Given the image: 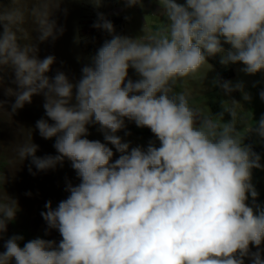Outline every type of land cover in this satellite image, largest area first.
<instances>
[{
    "label": "clouds",
    "instance_id": "9594fccd",
    "mask_svg": "<svg viewBox=\"0 0 264 264\" xmlns=\"http://www.w3.org/2000/svg\"><path fill=\"white\" fill-rule=\"evenodd\" d=\"M137 3L125 0L129 7ZM158 4L163 24L144 26L136 38L112 34L111 21L97 12L92 26L112 35L75 81L60 70L45 75L54 56L37 58L25 27L30 22L39 41L55 40L63 31L51 18L59 0L0 4V66L13 70L17 85L6 90L15 97L11 111L42 94L44 116L52 123L42 116L35 128L42 138H55L56 155L37 156L30 130L28 139L15 145L14 158L18 164L27 157L37 170H46L67 157L80 178L68 186L66 199L55 208L47 201L40 213L62 239L36 237L21 247L23 237L13 234L4 240L0 264H244L245 256L249 264H264L259 247L249 250V242L259 246L264 239V207L254 199L245 203L246 192L257 196L251 169L261 165L243 143L247 132L264 141V114L253 126L238 116L239 102L229 100L222 103L231 118L222 121L223 112L213 117L191 103L186 89L176 88L198 74L201 81V68L211 67L206 57L217 53L221 65L241 62L246 74L264 70V0ZM129 67L137 79L128 77ZM212 83L225 95L239 90L243 100L250 99L242 82L216 77ZM259 97L264 101V90ZM125 118L148 127L159 146L150 141L143 150L126 151L128 143L116 135ZM87 125H97L121 155L109 162L112 150L89 140ZM0 178L4 182L3 172ZM17 211L14 197H0V234Z\"/></svg>",
    "mask_w": 264,
    "mask_h": 264
},
{
    "label": "rangeland",
    "instance_id": "374dc122",
    "mask_svg": "<svg viewBox=\"0 0 264 264\" xmlns=\"http://www.w3.org/2000/svg\"><path fill=\"white\" fill-rule=\"evenodd\" d=\"M177 3H184V0H176ZM9 0H0V4H7ZM101 12L104 17L111 21L112 18L119 19V23H112L113 33L125 35L130 38H136L143 34L144 26L146 28H156L161 26L164 18L159 9L158 0H139V3L132 6H126L125 0H101L99 7L93 6L90 0H59V6L52 12L53 19L57 26H62L63 31L57 35L55 40L51 37L39 41V33L29 22L25 25L29 32L30 41L36 46L35 55L43 59L47 55H53L54 61L50 65L48 75L50 78L57 70L63 71L66 76L72 80H78L81 76L83 66H91L92 57L102 43L111 38L107 30L93 27L96 21V13ZM81 30L83 34H81ZM2 31V28H0ZM90 35L89 46L81 45L80 35ZM88 37V36H87ZM24 43L26 41H18ZM219 55L212 56V60L206 57V61L211 67H202L200 73L205 72L204 78L200 81L199 74L195 79L186 78L184 83L177 84V90L186 89L191 96V103L207 110L213 117L223 112L222 121H227L231 117L229 113L223 110V103L227 105L229 100L239 102L235 105L238 116H246L248 122L253 126L261 114H264V101L259 97V92L264 90V70H258L254 74H246L240 71L241 62L229 63L227 66L219 63ZM127 75L131 79H137L134 70L129 67ZM229 80L233 83L242 82L243 90L250 95V99H242V93L239 90H233L230 94L225 93L215 84L213 79ZM17 85L14 83V72L7 66H0V172H3L5 180L0 178V197L5 193L14 197L18 203V211L14 219L7 223L6 231L0 234V252L4 251V240L13 234L23 237L18 241L19 246L36 237L46 240H53L58 243L62 239L56 229L48 228L45 220L40 213L46 211L44 205L50 201V206L55 208L58 203L66 199L70 194L68 186H75L80 182L75 169L71 167V161L64 157L54 168L46 170H37L34 165H30V159L25 158L17 164L14 156V148L18 143L28 139L29 131L31 141L38 145L35 152L37 156L45 154L56 155L53 147L54 137L42 138L35 128V121L44 116L42 107L44 98L42 94H33L31 102L24 103L23 107L11 111V105L14 102V95L6 93L7 89L15 91ZM49 123L52 121L49 119ZM89 140H99L109 147L113 155L109 162H113L121 155L116 148L107 141H104L103 134L98 131L97 125H87ZM238 130L242 125L238 124ZM127 131V135L125 132ZM116 135L121 138V142L128 143L130 151L132 147L139 146L145 149L151 141L154 146H159L154 134L146 126L138 127L134 122L125 118V128L117 131ZM243 143L251 146L252 150L259 155V168L251 169L250 182L257 192V196L252 198L246 192L245 201L249 204L253 199L256 204L264 207V141L255 133L247 132L244 134ZM29 166L32 171L29 172ZM5 192V193H4ZM27 193V194H26ZM255 214V209H254ZM47 229V232L45 231ZM257 247L261 249V258L264 259V239L259 246H254L249 242V250L256 251ZM250 258H243L244 264H249Z\"/></svg>",
    "mask_w": 264,
    "mask_h": 264
},
{
    "label": "trees",
    "instance_id": "16d2710c",
    "mask_svg": "<svg viewBox=\"0 0 264 264\" xmlns=\"http://www.w3.org/2000/svg\"><path fill=\"white\" fill-rule=\"evenodd\" d=\"M119 19H115V18H112V23H119ZM117 25V24H116ZM113 26H115V25H113ZM81 34H83V31L81 30V32H80ZM90 35L91 34H89V35H87V36H84V35H80L81 37H80V41H81V45H83V46H89L88 44H86V43H88V41L90 42Z\"/></svg>",
    "mask_w": 264,
    "mask_h": 264
},
{
    "label": "crops",
    "instance_id": "0c3cea01",
    "mask_svg": "<svg viewBox=\"0 0 264 264\" xmlns=\"http://www.w3.org/2000/svg\"><path fill=\"white\" fill-rule=\"evenodd\" d=\"M221 44H222V46H223L225 49H228V48L230 47V45L227 44V43H225L223 40H221ZM215 55H219V56H220L219 53L214 54V55H212V56H215ZM212 56H209L208 58H209L210 60H212Z\"/></svg>",
    "mask_w": 264,
    "mask_h": 264
}]
</instances>
